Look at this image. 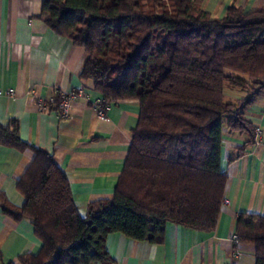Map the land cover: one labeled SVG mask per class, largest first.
Instances as JSON below:
<instances>
[{
    "label": "trees",
    "instance_id": "16d2710c",
    "mask_svg": "<svg viewBox=\"0 0 264 264\" xmlns=\"http://www.w3.org/2000/svg\"><path fill=\"white\" fill-rule=\"evenodd\" d=\"M40 16L85 50L81 78L103 103L138 101L140 116L114 197L85 217L54 156L34 148L17 183L24 205L0 195L4 214L30 221L42 241L23 264H110L111 234L160 243L169 223L214 232L227 184L224 129L249 136L238 157L255 141L245 112L264 90V11L231 7L216 19L198 0H45ZM227 90L247 96L229 102ZM0 144L29 147L16 120L0 124ZM235 237L264 264L263 216L239 215Z\"/></svg>",
    "mask_w": 264,
    "mask_h": 264
},
{
    "label": "crops",
    "instance_id": "0c3cea01",
    "mask_svg": "<svg viewBox=\"0 0 264 264\" xmlns=\"http://www.w3.org/2000/svg\"><path fill=\"white\" fill-rule=\"evenodd\" d=\"M198 1L216 19H223L231 7L246 13L264 11V0ZM44 2L0 0V124L16 120L20 137L29 146L21 151L0 144V195L14 206L24 205L17 183L35 158L34 148L42 149L66 173L75 204L85 217L91 203L114 197L139 121L140 104L113 102L104 119L83 99L74 104L67 120L55 111L36 109L28 95L31 90L47 100L55 91L84 88L91 102L103 100L93 82L81 78L85 50L59 36L40 16ZM9 90L16 96L6 95ZM226 96L236 102L247 94L227 90ZM245 118L261 130L264 141V90ZM249 139L247 134L224 129L222 168L227 184L214 232L169 223L160 243L111 234L107 239L110 264H256L255 246L238 244L235 237L239 215L264 217V148L256 150L253 144L237 156ZM42 245L30 221H15L0 208V264H23L21 259L38 255Z\"/></svg>",
    "mask_w": 264,
    "mask_h": 264
},
{
    "label": "built area",
    "instance_id": "2783aa9c",
    "mask_svg": "<svg viewBox=\"0 0 264 264\" xmlns=\"http://www.w3.org/2000/svg\"><path fill=\"white\" fill-rule=\"evenodd\" d=\"M0 93L2 94L3 92ZM6 95H8L9 97L16 96L14 90H9L6 93ZM28 95L35 102L36 109L39 112L55 111L56 114L59 116V118H61L62 120H67L71 117L74 104L79 99H83L87 103H89L92 106V108L95 110L98 118L101 119L106 118L107 111L111 105V103L104 104L103 101L91 102L84 88H81L76 91H68V92L55 91L53 96L47 100H41L37 98L33 90L28 92ZM57 97H59L58 101H57ZM254 148L256 150L260 148H264V141L262 140V132L259 129H256L255 132Z\"/></svg>",
    "mask_w": 264,
    "mask_h": 264
}]
</instances>
